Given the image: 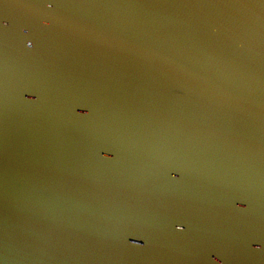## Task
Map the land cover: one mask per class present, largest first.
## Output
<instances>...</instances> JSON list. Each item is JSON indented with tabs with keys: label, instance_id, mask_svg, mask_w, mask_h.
Here are the masks:
<instances>
[{
	"label": "water",
	"instance_id": "obj_1",
	"mask_svg": "<svg viewBox=\"0 0 264 264\" xmlns=\"http://www.w3.org/2000/svg\"><path fill=\"white\" fill-rule=\"evenodd\" d=\"M0 17V264H264L259 0Z\"/></svg>",
	"mask_w": 264,
	"mask_h": 264
},
{
	"label": "snow or ice",
	"instance_id": "obj_2",
	"mask_svg": "<svg viewBox=\"0 0 264 264\" xmlns=\"http://www.w3.org/2000/svg\"><path fill=\"white\" fill-rule=\"evenodd\" d=\"M55 3H56V0H47V5L49 8H52L55 5ZM259 4L264 5V0H259ZM245 5H243V6H245ZM3 19H4L3 17H0V22H2ZM44 19H46V18H44ZM251 243H259V246H260L259 249L264 248V241H254L253 240Z\"/></svg>",
	"mask_w": 264,
	"mask_h": 264
},
{
	"label": "clouds",
	"instance_id": "obj_3",
	"mask_svg": "<svg viewBox=\"0 0 264 264\" xmlns=\"http://www.w3.org/2000/svg\"><path fill=\"white\" fill-rule=\"evenodd\" d=\"M262 6H264V5H262ZM46 22V21H45Z\"/></svg>",
	"mask_w": 264,
	"mask_h": 264
}]
</instances>
